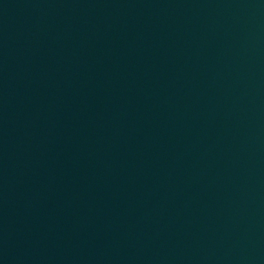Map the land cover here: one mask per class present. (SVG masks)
<instances>
[{"label":"water","instance_id":"water-1","mask_svg":"<svg viewBox=\"0 0 264 264\" xmlns=\"http://www.w3.org/2000/svg\"><path fill=\"white\" fill-rule=\"evenodd\" d=\"M0 264H264V0H0Z\"/></svg>","mask_w":264,"mask_h":264}]
</instances>
